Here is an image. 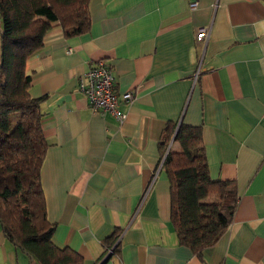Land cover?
<instances>
[{
	"label": "crops",
	"instance_id": "crops-1",
	"mask_svg": "<svg viewBox=\"0 0 264 264\" xmlns=\"http://www.w3.org/2000/svg\"><path fill=\"white\" fill-rule=\"evenodd\" d=\"M88 10V32L54 27L26 63L29 95L46 97L40 176L54 245L83 264H264V0H90ZM97 61L133 95L122 123L94 114L78 89ZM168 122L200 127L210 179L236 187L232 223L201 258L170 222L158 149ZM0 264H37L1 226Z\"/></svg>",
	"mask_w": 264,
	"mask_h": 264
},
{
	"label": "trees",
	"instance_id": "trees-1",
	"mask_svg": "<svg viewBox=\"0 0 264 264\" xmlns=\"http://www.w3.org/2000/svg\"><path fill=\"white\" fill-rule=\"evenodd\" d=\"M90 0H0V226L4 237L37 264H83L52 242L41 167L48 145L42 131L46 97L29 95L27 60L54 27L64 37L88 32ZM169 182L170 222L181 246L199 258L232 223L237 205L233 182L212 181L200 127L168 122L158 144ZM118 231L105 248L117 250Z\"/></svg>",
	"mask_w": 264,
	"mask_h": 264
},
{
	"label": "built area",
	"instance_id": "built-area-1",
	"mask_svg": "<svg viewBox=\"0 0 264 264\" xmlns=\"http://www.w3.org/2000/svg\"><path fill=\"white\" fill-rule=\"evenodd\" d=\"M197 3H190V9L194 10ZM209 36V30L201 28L196 33V42L205 43ZM197 68L195 77L200 73ZM79 91L88 101L92 112L104 117L110 115L122 123L126 119V113L120 111L121 104L127 105L133 99L130 92L118 93L116 90L115 77L109 65L104 61L93 63L78 85ZM163 163L160 161V167ZM111 252V251H110Z\"/></svg>",
	"mask_w": 264,
	"mask_h": 264
}]
</instances>
